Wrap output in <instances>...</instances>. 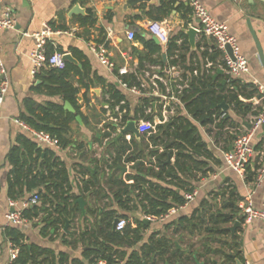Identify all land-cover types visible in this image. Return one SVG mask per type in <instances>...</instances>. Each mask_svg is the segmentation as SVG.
I'll list each match as a JSON object with an SVG mask.
<instances>
[{
	"label": "crops",
	"instance_id": "crops-1",
	"mask_svg": "<svg viewBox=\"0 0 264 264\" xmlns=\"http://www.w3.org/2000/svg\"><path fill=\"white\" fill-rule=\"evenodd\" d=\"M126 1L2 0V3H0V14L5 7H10L17 21L14 29L5 30L0 36V60L4 61L10 78L9 91L5 101L0 105V227L5 225L6 214L9 211L22 210V202L34 194L33 192L26 193L24 197L15 200L9 196V178L13 166L8 160V154L14 145L19 144L21 137H27L42 149L55 151L57 156L65 161L70 168L74 192L78 194L81 193L83 185L82 178L77 172L79 165L83 164L92 168L97 166L103 169V171L100 170L101 179L97 180L96 187H92V191L80 197L87 201L85 213L76 201L80 206V212L73 221H70L68 231L65 230V226L59 232L54 233L51 221L47 220V215L43 212L40 218L30 220L25 225L7 229L0 228V264H10V237L8 231L12 228H16L24 234L26 244L38 245L53 250L58 264H60L59 254L62 252L69 256L70 261L76 260L77 264H90L83 255L84 251L88 249L90 241L80 240L75 244H67L65 240H72V237H76L80 231H92L101 225L103 226L107 222L103 220V215L109 210L115 211L114 220L116 218H126L128 225L132 227H137L138 221L144 224L140 230L142 234L141 241L133 247H118L120 250H125L128 255L134 250L142 253L143 250L152 246L153 252L151 254L155 264H196V259L203 264H245L246 261H250L251 264H264V221L246 222L241 209L242 205L249 199L258 208L264 205V183L257 185L254 180L250 181L227 168L223 157V152L232 148L236 136L251 127L256 115L249 112L244 116L238 113L233 105L226 102L229 105L228 110L214 106L220 108L221 113H226V120L224 118L220 121L215 120L212 124L203 125L193 119L183 102L180 103L172 99L173 87L176 83L175 78L178 75L189 78L191 81L193 76L198 77L203 73H211L217 83L230 87L233 80H238L241 84H251L252 86L249 89L256 88V90L254 80L264 83V62L248 23V19H251L252 27L264 55V5L254 6L248 0H199L213 17L228 24L231 33L237 37L242 52L250 60V72L235 79L225 70L223 74L218 73L223 55L217 49L214 40L206 38L200 33L196 36L195 46H192L189 38L191 48L190 51L186 52L187 62L185 64H192L195 68L194 71L187 70L181 63L176 64L179 67L178 69H171L174 65L172 60L176 55L169 53L170 39L163 42L153 35L149 30V26L156 20L148 18L135 19L134 16L141 12L137 7L133 9L126 8ZM177 1V5L181 3L190 5V0ZM158 3L159 0H151L149 4L156 5ZM77 4L84 9V13H72V9ZM89 10L95 13L97 21L94 26H83L80 19L87 16ZM165 19L170 20L174 28L170 38L181 30L187 33L189 27H192L191 25H197L198 23L197 19L191 15L186 27L182 11L178 10H174L172 15ZM53 24L67 27V30L55 29L62 31V33L52 36L55 49H64L66 54L71 53L69 51L71 47L78 48L88 57L94 73L120 88L129 105L125 109L129 113L130 119L128 121L145 120L144 116L138 111L142 107L143 98L151 99L152 104L145 110V115H151L153 117L152 121H158L166 127L169 126L170 121L173 122L175 117L178 116H187L194 121L202 140L213 152L211 159L202 158L200 155L199 158L207 160L213 171L206 175L202 171H194L182 175L183 180H178L179 182L171 178L164 181L154 176H146L155 185L174 190L176 193L183 195L185 199L188 193L196 191L197 194L194 199H186L184 205L174 206L168 217L150 221L146 218L150 214L142 210L139 201L146 194L151 193V191L154 192L155 189L150 188L148 184L143 189L132 186L134 180L128 177L136 174V170L132 164L126 163L124 160L117 162L115 167H113L115 164L112 162L113 168L109 171L106 170L108 157H112L114 161L117 150L116 145L111 140L113 137L118 136L126 126L122 127L119 121L115 122L113 120L119 117L117 107H120V105H117L115 109L110 107L107 102L109 96L104 94L103 86L100 84H95L89 91L81 88L78 94V106L83 117H85V122L83 121V124H81L76 121L72 124L74 143L70 147L53 149L41 146L32 132L17 122V119L22 120L20 114L25 111L24 102L27 98H32L42 104L63 102L60 96H50L46 92L35 90L34 86L39 85L38 81L44 80L31 74L30 54L35 47V39L32 34L43 30L46 25L52 27ZM109 28L112 32L108 31ZM129 31L136 32L135 40L128 39ZM27 32L29 35H25ZM137 34L143 35L146 39L153 38L155 40L157 38L158 42L155 41L161 46V50L151 54V58H144L150 49L138 40ZM101 39L107 41L112 53L111 58L115 64L114 68L101 63L96 53L90 48L93 43L103 42ZM178 43L180 44V41ZM206 50H208V53L203 55ZM211 54H214V60L211 59ZM210 63H212L211 66H209ZM169 69H171V72H169ZM131 73L137 77V84L134 85H139L143 81L147 83L148 88L144 89L145 91L135 93L130 88L123 86L124 81L119 75ZM155 74L165 79L164 81H158L157 87L151 83V77ZM226 74H229L230 78L227 79ZM78 79L74 78L76 85L79 84ZM165 81H170L171 92L166 89ZM40 84L48 85L45 83ZM163 95L167 96L168 99H165ZM241 99L250 105L252 111H261L262 105L259 102L258 91L251 99L244 97H241ZM123 103L125 102L123 101ZM165 104L168 107L166 114L164 113ZM110 123H114L116 130L113 131L110 137H106L105 133L109 131L107 130V124ZM144 137L131 132L125 135L126 140L131 141L133 139L140 145L150 143L147 137L145 139ZM261 141L264 144L263 125L257 132L254 143L258 145ZM152 147L159 149V152L164 150V147L157 148L150 143L149 148L152 149ZM170 157L171 162H169L168 157L166 163L173 165L176 160L175 155H170ZM146 159L147 161L149 159L156 161L151 156ZM89 177L90 174H87L86 178ZM112 178L124 181L127 191L129 190L125 194L127 197L130 195L136 201V205H132L133 201H131L132 206L125 207L117 202L114 191L119 188L117 186L114 187V190L111 189ZM189 188L192 189L191 192L186 191ZM169 200L172 202L173 196ZM37 205L43 206L42 200ZM91 210L94 213H91ZM205 211H219L226 216H229L232 212L236 214L234 220L223 226L226 232L220 234L209 231L206 228L207 225L202 227L200 216ZM114 220L113 229L116 230ZM237 220L241 221V225L233 233L228 227L234 225ZM44 230H47V235L43 234ZM236 237H238L239 249L232 247L235 244ZM152 238L155 241L162 238L168 239L171 245L169 252L160 255V248H157L154 241L152 242ZM236 250L240 252L242 258L236 256ZM180 253H184L183 259H180ZM227 253L232 255V260H227L225 256ZM186 258L192 259V261L187 262ZM41 260L43 261V258ZM49 262L45 261L43 264H49Z\"/></svg>",
	"mask_w": 264,
	"mask_h": 264
},
{
	"label": "trees",
	"instance_id": "trees-1",
	"mask_svg": "<svg viewBox=\"0 0 264 264\" xmlns=\"http://www.w3.org/2000/svg\"><path fill=\"white\" fill-rule=\"evenodd\" d=\"M177 2V0H159V3L156 5L143 3L138 7L141 13L135 15L134 18H148L150 20L161 21L170 17L174 10H178L182 11V17L187 27V23L192 15V9L190 5H185L184 3L177 5ZM80 21L83 26H94L97 20L95 13L89 10L88 15L81 18ZM52 27L54 29L61 28L67 30L66 26H56L53 24ZM137 38L150 49L144 58H149L151 54L161 50V46L153 38L146 39L141 34H137ZM179 40H182L180 44L178 43ZM101 41L103 40L101 39ZM47 48L50 54L55 50L61 53L66 52L61 48L55 49L51 42L48 43ZM190 48L189 36L184 30L173 35L168 45L169 53L174 56L176 55L172 60V64L181 63L187 70L194 71L195 68L192 64H185L187 62L186 52L190 51ZM69 51L82 63L83 67L80 68L71 61H66L64 68L48 65L42 69L37 77L49 84L34 86V89L37 91L46 92L50 96H60L63 102L42 104L32 98H27L24 102L25 111L20 114V118L31 127L57 137L62 148L70 147L74 143L72 124L77 121V115H82L77 101L81 88L89 91L95 84H100L103 86L104 94L109 96L107 102L112 109H115L117 105H120L121 110L129 107L125 95L120 88L94 73L88 57L82 51L73 47ZM207 53L208 50L204 51L203 55ZM211 59H215L214 54H211ZM119 76L130 85L137 84V77L133 73L120 74ZM74 78H79L78 85L75 84ZM251 86V84H241L238 80H233L232 85L228 87L227 85L217 83L213 74L203 73L198 75V77L193 76L191 78L189 87L181 95V100L193 119L203 125L214 123L216 120L214 116H219L222 112L220 108L214 107V104H219L223 101L233 105L234 109L244 116L249 112L258 115L259 111H252L250 105L241 99V97L247 99L254 97L257 90L256 88L249 89ZM217 87L219 88L218 90ZM65 101H69L74 105L77 110L76 113L65 109ZM123 101L125 103L122 104ZM151 104L150 98H143L142 107L138 109L141 115L144 116L143 118L149 121H152L153 117L145 115V110ZM82 118L85 122L83 115ZM129 119L127 111L122 117L121 124H124ZM168 124V127L163 124L158 125V132L147 138L148 142L152 143L153 146L157 148L160 146L164 147L162 152H159V149H155L154 147L150 149V143H142L140 145L133 139L131 141L126 140L125 137L117 140L116 136L111 140L116 145L117 150L113 161L115 165L113 166L112 163L110 168L117 166V162L121 160L133 165L136 174L129 175L128 177L134 180V185L132 186L143 189L148 184L150 188L155 189L154 192L151 191V193L146 194L139 201L143 211L155 216L163 215L174 206L184 205L186 199L174 190L155 185L146 176H154L164 181L167 178L180 181L183 180L182 175L190 174L194 171H202L205 175L213 171L207 160L199 158L200 155L202 158L211 159L213 152L202 140L194 121L187 116H178L175 117L173 122L170 121ZM107 127L109 131L105 135L106 137H110L113 131L116 130V127L114 123L107 124ZM144 139L142 138V141ZM257 148L264 150L263 141L257 145ZM147 150H149L148 153H146ZM173 154L176 160L173 165H170L166 163V160ZM148 156L155 158L156 161H152L151 159L147 161L146 158ZM8 160L13 166V171L9 178L10 198L13 200L22 198L26 193L30 192L37 194L40 200H42L43 206L32 205L27 207L23 210V214L30 221L40 218L42 212L45 213L47 220L51 221L54 233L59 232L62 227H65L68 220L73 221L75 219L76 215L80 212V206L76 201L80 197L85 196L86 193L92 191V187H96L97 180L101 179L100 170L103 171V169L97 166L92 168L80 164L77 172L82 178L81 182L83 185L81 193L78 194L74 192L70 168L52 149H42L32 140L23 136L19 139V144L11 148ZM256 166V164H252L248 167L247 179L250 181L254 180L255 172L253 170ZM87 174H90L88 179L86 178ZM111 186L112 190L117 186L119 188L114 191L117 202L125 207L136 205V201L130 195L127 197L125 194L129 190L127 191L124 181L112 178ZM186 191L191 192L192 189L189 188ZM171 196H173L172 202L169 200ZM131 201H133L132 205ZM90 212L94 213L92 210ZM114 214V210L106 211L103 215V220L107 222L103 226L101 225L92 231H80L76 237H72V240H65V242L67 244H75L80 240L90 241L88 249L83 253L90 264H97V261L100 259L106 260L110 264L120 263L121 261H125L124 264H155L151 254L153 252L152 246L143 250L142 253L134 250L129 255L125 250L118 248L124 246L133 247L141 241L142 234L140 230L144 224L138 221L137 227L127 225L124 231H116L113 229ZM235 214L232 212L229 216H226L219 211H205L200 216L201 225L202 227L207 225L206 228L209 231L223 234L226 232L223 226L234 220ZM43 234L47 235V230H44ZM8 235L10 240L20 248L18 258L20 264H43L45 261H50L49 264H58L53 250L38 245L26 244L24 242V234L18 229H10ZM153 241L157 245V248H160V255L169 252L171 245L168 239L162 238L155 241L152 238ZM234 243L232 247L239 249L238 237H236ZM235 253L236 256L241 257L239 251L236 250ZM183 256L184 253H180V259H183ZM225 256L227 260L233 259L231 254L227 253ZM59 257L60 264H77L76 260L70 261L66 253H60ZM42 258L43 261L41 260ZM186 260L187 262L192 261L189 258H186Z\"/></svg>",
	"mask_w": 264,
	"mask_h": 264
},
{
	"label": "built area",
	"instance_id": "built-area-1",
	"mask_svg": "<svg viewBox=\"0 0 264 264\" xmlns=\"http://www.w3.org/2000/svg\"><path fill=\"white\" fill-rule=\"evenodd\" d=\"M2 3V0H0ZM190 7L192 9V16L197 19V25H191L195 28L198 33L204 35V37L212 39L215 41L217 49L222 53V61L220 67L227 71L233 78L237 79L246 75L250 72V60L242 52L239 45L237 37L231 33L228 24L218 21L213 15L207 10V8L199 0H190ZM16 17L14 12L10 7H5L0 14V36L1 33L5 30L14 29L16 27ZM150 32L155 35L160 41L167 42L170 39V34L173 33V25L170 20L164 19L161 21H153L149 26ZM109 32L112 30L109 28ZM62 31L55 30L50 25H46L43 30L33 33L32 36L35 39V47L32 49L30 54V59L32 63L31 74L34 77L44 69L46 66L64 68L66 66L65 53H61L58 50H55L53 53H48V43H52L55 46L52 36L60 34ZM29 35V33H25ZM128 39L133 41L136 39V32L129 31ZM180 43L182 40H179ZM90 48L96 53L98 59L101 63L107 65L110 68H114L115 64L112 60V53L108 47L107 41L101 43H93L90 45ZM230 48V50H229ZM212 63L209 64L211 66ZM179 67L173 65L171 69L175 70ZM169 69V72H171ZM0 105L5 101L6 95L10 87V78L8 69L4 61L0 60ZM161 76L155 74L151 77V83L154 86H158V81H164ZM176 83L174 84V92L172 99L182 103L181 95L183 91L189 87L190 79L185 78L182 75H178L176 78ZM171 81V80H170ZM170 81H165L166 89L168 92H171V87H169ZM123 82V81H122ZM173 82V80H172ZM254 84L257 87L258 94L260 96L259 102L262 105V109L258 115H256L251 123V127L246 129L245 132L236 136L234 144L231 149H228L223 152V157L225 165L227 168L239 173L242 177L247 178L248 167L252 164L257 166L254 168L255 176L254 182L257 185L264 183V150L258 149L257 145L254 143L255 136L259 129L264 124V83H260L257 80H254ZM123 86L130 88L135 93H141L143 90L148 88V85L145 81L140 82L139 85L131 86L127 82H123ZM144 90V91H145ZM164 96V95H163ZM165 99H168L167 96H164ZM165 114L167 113V105L165 104ZM119 117L114 118L115 122L119 121V124L124 127L127 125V122L121 124L123 114L126 110H121L120 107H117ZM217 121H220L226 117V113H220L219 116H214ZM22 126L29 129L30 132L34 135L38 144L41 146L50 147L53 149L61 148L60 141L57 137H54L48 132L39 131L31 127L22 120L17 119ZM137 129L140 133V136L150 137L152 134L158 132V121H149V120H136ZM109 130V128H107ZM155 159V158H154ZM112 157H108L106 170L109 171L110 165L112 164ZM197 192L188 193L186 195L187 200H192L196 196ZM40 201V197L37 194H33L30 198L25 199L22 202V210H11L6 214V223L3 229L10 227L22 226L29 222V220L24 216L23 210L32 205H37ZM242 215L244 216L246 222H252L254 220H263L264 221V205L260 208L256 207L254 203L249 199L241 207ZM172 213V209L160 216L147 215L146 218L150 221H155L158 218L164 219ZM128 225V220L126 218H119L116 223V230L122 232ZM10 264H20L18 262L20 248L17 244L10 240ZM113 263V264H123ZM97 264H110L106 260H98ZM245 264H251L250 261H246Z\"/></svg>",
	"mask_w": 264,
	"mask_h": 264
},
{
	"label": "water",
	"instance_id": "water-1",
	"mask_svg": "<svg viewBox=\"0 0 264 264\" xmlns=\"http://www.w3.org/2000/svg\"><path fill=\"white\" fill-rule=\"evenodd\" d=\"M151 0H127L126 1V8H135V7H139L141 4L143 3H150ZM249 3H251L252 5L254 6H257L258 4H263L264 5V0H248ZM72 13H84V9L79 5H75V7L72 9ZM248 23H249V26L254 34V37L256 39V42H257V46L258 48L260 49V52H261V55H262V59H263V62H264V55H263V52H262V47L260 45V42L256 36V33L252 27V23H251V19H248ZM187 34L190 38V42L192 44V46H195L196 45V36L198 34V31L193 28V27H189V29L187 30ZM155 40L158 42V39L155 38ZM230 50V48H229ZM231 51V50H230ZM65 59L67 61H71L75 64H77L79 67H82V64H80L78 62V60L72 55V53H66L65 54ZM218 73H221L223 74L224 73V69L222 68H219L218 69ZM226 78H230V75L229 74H226ZM0 79H1V76H0ZM40 83H45V84H49L48 82H44L42 80H39L38 81V84ZM214 106H219L221 107L223 110H228L229 108V105L226 103V101H223L222 103H220L219 105H216L214 104ZM64 107L66 110L72 112V113H76V108L72 105V103H70L69 101H65V104H64ZM76 119L77 121H79L81 124H83V120H82V116L81 115H77L76 116ZM263 127H264V124H263ZM128 132H131L137 136H140V133L137 129V123L135 120H131L127 123L126 127H124L122 129V131L119 133V135L117 136V140L118 139H121L123 137H125L126 133ZM169 162H171V157L169 156ZM77 202L80 204L83 212L85 213V206L87 204V201L84 199V198H79L77 200ZM118 219L119 218H116L114 220V226L116 225V223L118 222ZM147 223V221H145ZM241 225V221L237 220L235 221L234 225L228 227L229 230H231L233 233L236 231L237 227H239ZM69 226H70V220L67 221L66 223V227H65V230L68 231L69 229ZM196 264H203L202 262H200L198 259H196Z\"/></svg>",
	"mask_w": 264,
	"mask_h": 264
}]
</instances>
